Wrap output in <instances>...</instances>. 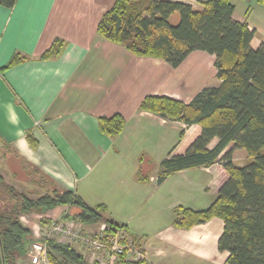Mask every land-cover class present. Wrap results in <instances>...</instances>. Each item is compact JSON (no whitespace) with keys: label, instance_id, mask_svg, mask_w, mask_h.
<instances>
[{"label":"crops","instance_id":"0c3cea01","mask_svg":"<svg viewBox=\"0 0 264 264\" xmlns=\"http://www.w3.org/2000/svg\"><path fill=\"white\" fill-rule=\"evenodd\" d=\"M170 1L199 7L206 0ZM115 2L18 0L12 9L0 6V69L16 54L25 59L0 71V151H4L0 175L18 189L21 168L15 167H26L39 175L42 189L73 192L90 206L106 205L110 218L127 226L123 233L138 238L136 244L147 264H227L229 254L218 250L224 229L221 219L190 230L175 229L171 223L156 232L153 240L149 238L147 227L153 214L148 205L167 198L173 209L203 210L183 203V197L188 195L200 204L201 191L211 188L218 196L228 175L222 165L215 164L175 173L159 184L162 161L171 153L185 154L201 128L186 129L182 122L139 110L148 96L189 103L201 88L213 84L205 72L213 71L215 56L195 51L174 69L164 60L133 55L97 33L100 20ZM230 2L233 19L256 31L251 46L259 48L264 44V0ZM56 39L65 42L62 54L41 60ZM213 72L216 76V68ZM218 84L216 79L214 86ZM114 115H121L126 127L112 139L101 133L98 119ZM183 129L185 136L179 140ZM29 133L37 141L36 148L27 140ZM217 143L214 140L209 149ZM236 156L237 151L235 163ZM67 213L69 208L57 207L21 217L32 236L25 245L28 253L20 251L17 264H34L29 242L46 228L40 222ZM87 227L93 226L82 225L85 232Z\"/></svg>","mask_w":264,"mask_h":264},{"label":"trees","instance_id":"16d2710c","mask_svg":"<svg viewBox=\"0 0 264 264\" xmlns=\"http://www.w3.org/2000/svg\"><path fill=\"white\" fill-rule=\"evenodd\" d=\"M17 1L0 0V6L12 9ZM233 13L230 0H206L199 7L170 0H116L100 20L97 33L137 57L164 60L174 69L195 51L215 56L217 86L205 87L189 103L167 96H148L139 110L182 122L186 129L194 125L201 128L185 154L171 153L162 161L159 184L175 173L215 164L222 165L228 175L209 208H174L173 227L190 230L214 218L221 219L224 229L218 250L229 254L226 263L264 264V44L253 49L256 31L247 23L236 22ZM174 14L180 17L177 25L170 23ZM64 47L65 42L56 39L41 60L59 57ZM24 61L16 54L0 71ZM98 125L101 133L115 139L123 133L126 120L121 115L100 117ZM186 129L180 131L179 140ZM27 140L31 147H37L31 133ZM214 140L218 143L209 149ZM238 150L246 151L249 164L240 166L234 162ZM57 207L69 208L65 218L81 225H105L108 236L119 231L127 233V226L111 219L104 204L90 206L77 194L55 188L30 199L7 185L0 175V264H17L19 252L28 253L24 238L31 237L32 231L21 217L45 214ZM72 209L76 211L72 213ZM133 240L138 242L137 237ZM35 241L31 238L29 247ZM47 248L48 264H98L89 262L73 246L56 240H49ZM118 264L147 263L124 256Z\"/></svg>","mask_w":264,"mask_h":264},{"label":"built area","instance_id":"2783aa9c","mask_svg":"<svg viewBox=\"0 0 264 264\" xmlns=\"http://www.w3.org/2000/svg\"><path fill=\"white\" fill-rule=\"evenodd\" d=\"M45 228V227H43ZM106 226H100L97 234H90L83 230L82 225L65 217L52 219L44 231L38 233L36 241L31 248V257L34 264L46 263L47 242L56 240L59 243L73 246L80 243L91 252L94 261L98 264H118L121 257L139 262L146 260V255L133 239L127 237L123 231L114 236L105 233ZM124 241V242H123Z\"/></svg>","mask_w":264,"mask_h":264},{"label":"rangeland","instance_id":"374dc122","mask_svg":"<svg viewBox=\"0 0 264 264\" xmlns=\"http://www.w3.org/2000/svg\"><path fill=\"white\" fill-rule=\"evenodd\" d=\"M179 19H180L179 14H174L170 19V23L172 25H177L179 23ZM212 70L214 71L215 67H213ZM213 71H206L205 72L206 80L209 82H213V84L209 85L208 87L214 86V83L216 82V76L214 75ZM204 88L205 87L201 88L200 91ZM191 139L192 138H190L189 141ZM1 152L3 153L4 151H0V154H1ZM250 162H251V160L248 158V155H247L245 150H238L237 151V156H236V163L237 164H239L240 166H242V165L244 166V165L249 164ZM3 165H4V158L2 157V155H0V168L1 167L3 168ZM18 167L21 168V171H18V173H17V177L20 180V184H17L19 187L18 189H16L17 191H19L21 193L28 194V195H33L34 196L33 199L38 198L41 195H45L47 193L52 192V188L42 189L40 187V184H38V183H40V178L38 177L39 175L34 173L32 171V169H27L26 167H21L18 165H16L15 169H18ZM10 170H11V168H9V171ZM216 198H217V195L215 194L214 190L211 188L208 192L205 190L201 191V198H200L201 203L200 204H196V202H192L190 200L191 199L190 196H188V195H185L183 197L182 201H183V203H186V204L193 203V205H195L197 208L203 207V208L207 209L214 203ZM149 208H151V213L153 214V216H152V221L150 222V226L147 227V229L149 230L148 233H150L149 238H152V240H153L155 238L154 234L156 232L160 231L161 229H163L164 227H166L167 225L172 223L173 208L168 203L167 198L155 202L152 206L148 205L146 207V209H148V210H149ZM74 211H76V209L72 210V213ZM214 219H218V218H214ZM217 222H222V221H217ZM100 226H102V225H99V226L93 225V227H87L85 229H87V231L90 232V234L95 235L99 232L98 230H100ZM28 240H29V236L24 238V244L25 245L28 244ZM73 247L81 253H82V251H81L82 249L85 250L86 252L84 251L85 253H83V255L87 258V260L89 262H95L94 261L95 257H92L91 252H89V250L86 247L82 246L80 243L74 244ZM31 248H32V246H31ZM30 251H31V249H30Z\"/></svg>","mask_w":264,"mask_h":264}]
</instances>
